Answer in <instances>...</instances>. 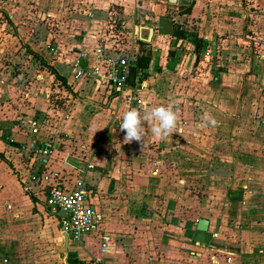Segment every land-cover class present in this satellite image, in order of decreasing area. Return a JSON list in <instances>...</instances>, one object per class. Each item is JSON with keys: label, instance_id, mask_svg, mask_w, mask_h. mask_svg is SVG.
Wrapping results in <instances>:
<instances>
[{"label": "crops", "instance_id": "0c3cea01", "mask_svg": "<svg viewBox=\"0 0 264 264\" xmlns=\"http://www.w3.org/2000/svg\"><path fill=\"white\" fill-rule=\"evenodd\" d=\"M87 1H90L91 8L84 5ZM68 2L67 0H0V31L8 29L12 24L16 26L18 33L16 36L20 39L23 34L18 31L19 28L24 31L26 24L30 22V19L25 17L19 19L21 14H28L27 9L50 10L55 9L56 4L64 9ZM71 4L74 5L75 12L84 8L90 11L91 19L82 20L79 19V13H73V19L64 18L60 24L64 32L69 25V34L73 31V36L76 37L75 43L79 42L78 50L84 48L90 52L91 58H87L88 61L93 63L95 58L98 59L91 49L96 47L98 32L103 27L104 21L100 19L101 15L109 12L108 9L113 7L121 9L122 14L128 15H130L128 10L132 9L130 19L134 20L130 21L132 28L130 29L135 39L142 42L145 47L141 53L150 58L147 68L143 71V77L139 79L141 87L126 90L112 98H109L110 94L103 96L104 99L100 101L103 103L106 100L109 109L122 105L126 109L143 110L146 107L145 101L154 106L171 103L178 112V126L180 119L184 118L182 112H179L180 101L187 106H194L199 100L198 94L185 96L180 100L173 92L185 82L181 80L179 74L186 71L190 83L192 85L197 83L195 89L205 98L214 97L215 104L224 111H229V115H235L236 106L242 104L244 90L251 89L252 94L256 93L255 96L264 93L262 87L250 84L252 80L258 81L259 85L264 83V50L260 48L263 45L258 46L257 42L254 43L256 38L253 36V34L264 36V0H191L186 12H183L184 8L180 0L174 2L74 0ZM46 14L53 13L47 11ZM173 22L187 31L195 32V39L191 41L189 38L179 39L172 36L170 29ZM82 24L83 26L89 24L94 34L88 35L89 28L84 31ZM254 27L259 28L258 33H255ZM149 29L152 33L147 41L144 38H147ZM52 35H54L53 31H48L46 42H50ZM56 35L61 36L63 33ZM14 38L12 34L10 43ZM93 41L94 46L91 44ZM43 50L48 55H51V50L56 51L49 44L43 47ZM41 57L45 61L44 56ZM51 62L55 63L52 66L59 75L65 77L67 84L76 87L80 85V79L74 80L72 76L70 59L69 61L56 59ZM45 63L49 64L47 61ZM58 64L64 65L66 70L69 69L67 76L55 68ZM49 75L53 76L50 72ZM164 79L170 81V86L166 96L162 97L159 93L162 84L166 83ZM87 83V88H91L92 94L100 98L101 95L108 94L102 85ZM87 83L82 82L79 89L84 88L86 86L84 84ZM201 86L203 92H200ZM124 93H132V96L125 98L126 100L120 98ZM25 97L22 98L23 102L17 103L16 110L11 109L15 113L12 119L16 122L13 120L7 122L3 117L0 118V138L7 136L5 134L8 133L10 137L7 144L0 140V151L4 152L0 153L6 159V162L0 159V219L20 217L21 214L25 216L27 213L45 219L46 192L40 193L37 190L38 186H72L81 171L84 181L93 192L92 207L97 214L94 232L91 231L90 235L86 234L80 241L84 248L91 249L90 254L92 251V261L89 264H178V235L185 229L183 226L185 221L186 230L191 237L186 241V261L190 264H264V227L240 231L236 227L238 240L227 238V241L221 236L220 226H215L216 221L211 216L198 213L194 217H188L183 214L186 218L182 223L180 222L182 213L178 198L167 192L166 187L162 188L163 184L172 185L178 179L175 174L167 175V170H172L173 164H169L167 159H164L167 157L172 161L173 150L168 148L172 143L171 136L164 140L156 139L150 132L149 126L145 124L146 136L143 145L140 142L136 144V141L124 143L125 134H121V131L113 127L112 132L110 131L112 134L107 139L104 138L105 143H101L102 138L99 139L96 135L90 151L73 152L63 140L57 138V135L55 139L54 136L49 139L51 134L43 124L42 127H38L37 112L34 107L41 106L42 109L45 107L44 92L42 97L40 95L33 97V94L29 96L27 93ZM5 105L10 106L3 102L2 107ZM32 105L36 106L31 108ZM113 111L111 116L115 117ZM190 114L195 118L193 113ZM223 117L233 119L232 115L229 117L223 115ZM89 119L92 122L100 120L98 115ZM102 121L106 123V120ZM33 128L34 132L31 131ZM180 133L182 131L177 132V135L173 134L176 142H179ZM153 140L154 145L145 144ZM13 142L17 145H12ZM35 148L41 151L36 152ZM175 148L179 157V150L182 147L178 148L177 145ZM9 152L23 154V157L18 159L22 162L16 159L11 166L9 162L11 157L9 158L7 154ZM29 152H32L31 155L37 153L36 157L30 156ZM150 154H154V158L150 157ZM148 159L150 162L147 164L152 166L149 171H146V174H135L134 170L145 166ZM87 163H91L93 167L85 168ZM251 166L246 164L244 169L249 170ZM174 170L177 171V168ZM248 178L250 177L247 176L246 179ZM240 185L244 187L247 184L244 182ZM198 218H205L208 221L205 233L195 229ZM48 220L51 218L48 217ZM22 232H24L23 228L16 224L0 227V264H49V258H39V260L33 258L34 244L26 246L30 250L26 256L29 258L25 259V255L21 257L24 246H19L21 242L19 238H23ZM213 232L218 233V238L211 237ZM120 233H123L122 238L118 236ZM212 259H215V262H212ZM79 263L82 264V259Z\"/></svg>", "mask_w": 264, "mask_h": 264}, {"label": "rangeland", "instance_id": "374dc122", "mask_svg": "<svg viewBox=\"0 0 264 264\" xmlns=\"http://www.w3.org/2000/svg\"><path fill=\"white\" fill-rule=\"evenodd\" d=\"M67 1L69 2L64 9L59 4H56L55 9L50 10L27 9L28 14H21L19 19L21 20L23 19L22 17H25L30 19V22L26 24L24 31L19 28L18 31L23 34L20 39L16 36L18 34L15 29L16 26L12 24L9 25L8 29H4L5 34H3L4 31H0V118L3 117L7 122L13 120L12 116L15 113L11 109L16 110L17 103L23 102L22 98H26V93L29 96L33 94V97L38 95L42 97L44 92L45 107L43 109L40 108L41 106L36 105H34L36 107L33 105L31 107H34L37 112L38 127H42L43 124L44 128L46 127L47 131L50 132L49 134H51L49 139H52L53 136V139H55L57 135V138L63 140L71 151L82 150L80 152L83 153L84 150L85 152L87 150L90 151L92 142L96 140V135L99 136V139L102 138L103 141L101 140V143H105L104 138L107 139L112 134L110 131L112 132L111 129L113 127L121 131V117L127 109L122 105H116L109 109L106 100L101 103L100 100L104 99L103 96H108L112 91L106 95H101L102 98L92 94L91 88H87V82L93 84L91 78H87V80L80 79V85L77 87L67 83L63 85L59 80L50 76L46 68H42L41 56H44L45 61L52 66L55 64L51 62L52 60L64 59L69 61L70 59L72 62L78 53H82L87 69L97 65L101 60L100 57L98 59L95 58L93 63L88 61L91 58L89 56L90 52L84 48L81 50L77 49L79 42L75 43L76 37L73 36V31L69 34V25L67 31H63V26L60 22L64 18L73 19V13H79V19L81 18L82 20L91 19L90 11L84 8L75 12L76 9L71 4L74 0ZM84 5L88 8L91 3L87 1ZM113 6L118 7V5ZM109 9V12H104L101 15L100 19H103L104 22L102 29L100 28L98 32V41L96 40L95 46L100 47L109 56L113 53L139 56L141 51L145 50V47L135 39L131 31L130 23L134 20L130 19L132 9L128 10L130 15L122 14L121 9L116 7ZM47 11H52L53 14H46ZM89 27L90 25L87 24V26L82 28L85 31ZM70 29L72 30L71 27ZM87 30L92 31H89L88 35L93 33V28ZM253 30L255 33L259 32L257 27H254ZM48 31H53L55 35H52L50 42H46ZM61 33L63 35H56ZM12 34L15 38L10 43ZM253 36L256 38L254 43L257 42L258 46L263 45L260 48L264 50V36L259 34H253ZM47 44L51 48L56 49L55 52L51 50V55L44 53L43 47H47ZM91 44L94 46V41ZM96 47L91 49L93 54ZM55 68L61 74L68 75L69 69L66 70L64 65L58 64L55 65ZM186 73L182 74L180 72L179 76L185 82L179 86L177 85V89L173 90V92L180 100L185 98V96L196 94H198L199 100L194 106L182 104V101L179 103V112H182L184 118L180 119L177 132L182 131V133L179 134V142H176V137L173 135H177V132H174L173 136H171L172 143L168 145V148L173 150L172 161L167 157L164 158L167 159L169 164H173V169L167 170V175L175 174L178 179L172 185L169 183L168 185L163 184L162 188L166 187L167 192L178 198V205L182 213L181 223L186 218L185 216L194 217L198 213L204 216H211L216 221L215 226H220L221 236L225 240H235L236 238L238 240V230H253L264 227V93L255 96L256 93L252 94L251 89L244 90L242 104L236 106L235 115L230 114L233 119H226L223 115L229 117V111H224L222 107H218L213 101L214 97L205 98L202 96L195 89L197 83L192 85ZM165 81L166 83L162 84L159 93L162 97L166 96L169 91L168 86H170V81L164 79ZM2 82L3 84H1ZM82 82L87 84H84L86 85L84 88L79 89L82 86ZM250 84L262 87L264 92V83L259 85L258 81L252 80ZM203 91L201 86L200 92ZM130 96H132V93H124L120 98L123 97L122 99H125L127 97L130 98ZM3 102L10 104V106L5 105L2 107ZM148 103V101H145L146 107L154 106ZM112 111L115 117L111 116ZM190 113H193L195 118H192ZM96 115H98L100 120L92 122L89 117ZM205 116L214 118L216 124L212 125L206 121L204 119ZM236 117L239 118L235 119ZM103 119L106 120V123L102 121ZM13 122L16 121L13 120ZM121 134L125 133L121 131ZM5 135L7 136H3L0 140L2 143L7 144L10 139L9 133ZM111 138L115 137L111 136ZM154 140L145 144L154 145ZM177 145L178 148L182 147L179 150V157L176 155L177 148L175 147ZM8 151L10 150L8 149ZM0 152L4 153L3 150ZM18 153H7L9 158L11 157L9 160L11 166L16 159L23 157V154L20 153L18 157ZM36 154H30V156L36 157ZM150 157L154 158V154H150ZM18 161L22 162L21 160ZM146 161L145 166L134 170L135 174H146V171H149L152 166L147 164L150 162L149 159ZM34 163L36 164L35 159ZM246 164L252 165L249 170L244 169ZM174 168H177V171ZM17 170L15 173H17ZM68 174L71 175V173ZM247 176L250 178L246 179ZM223 181L226 182L222 183ZM244 182L247 185L243 187L240 184ZM221 183L222 185L220 186ZM86 185L90 188L87 183ZM47 189V185H40L37 190L43 194ZM91 193L93 195L92 190ZM23 215L12 218L8 216L11 220H8L9 218L7 217L0 219V227L16 224L23 228V238H19L21 241L19 246H24V250L20 254L21 257L24 255L26 257L30 252L26 246L34 244V249L31 250L35 260L49 258V264H75L77 261L80 262L81 259L82 264H89L92 261V251L90 254L89 250L91 249L84 248L83 243L66 242L64 247V239L59 238L56 220L48 211L45 219L42 216L29 213L25 216ZM48 217L51 220H48ZM183 226H185V229L178 235V264H190L186 261V241L191 239V237L186 230V221ZM240 234L241 232L239 237ZM118 236L122 238L123 233ZM27 258L29 257L25 259Z\"/></svg>", "mask_w": 264, "mask_h": 264}, {"label": "built area", "instance_id": "2783aa9c", "mask_svg": "<svg viewBox=\"0 0 264 264\" xmlns=\"http://www.w3.org/2000/svg\"><path fill=\"white\" fill-rule=\"evenodd\" d=\"M183 8L188 6L191 0H180ZM95 57L100 62L87 69L84 64V55L78 53L71 62L73 78L87 80L91 78L94 83L102 85L104 90L121 94L126 90L141 87L139 77L141 70L138 66V57L129 54L106 55L100 47L95 49ZM135 69L133 85L128 84L131 69ZM32 132L35 131L33 128ZM30 147V145H29ZM32 148V147H31ZM40 152L39 148H35ZM93 165L87 163L85 168L91 169ZM81 171L72 186L51 185L46 191V208L58 225V231L66 242L79 243L82 238L94 230L97 222V214L92 207L91 189L87 187ZM213 239L218 238V233H211ZM103 251V247H101ZM215 262V259H212Z\"/></svg>", "mask_w": 264, "mask_h": 264}, {"label": "clouds", "instance_id": "9594fccd", "mask_svg": "<svg viewBox=\"0 0 264 264\" xmlns=\"http://www.w3.org/2000/svg\"><path fill=\"white\" fill-rule=\"evenodd\" d=\"M206 121L212 125L216 120L205 116ZM178 112L171 103L146 107L143 110L129 108L123 112L120 123V130L125 133L124 143H131L134 140L143 145L146 136V127L152 135L159 140H164L176 132Z\"/></svg>", "mask_w": 264, "mask_h": 264}, {"label": "trees", "instance_id": "16d2710c", "mask_svg": "<svg viewBox=\"0 0 264 264\" xmlns=\"http://www.w3.org/2000/svg\"><path fill=\"white\" fill-rule=\"evenodd\" d=\"M188 11V6L186 8L183 9V12ZM170 34L174 37H178L179 39H184V38H189L191 41H193L195 39V32H190L187 31L186 29L182 28L180 25L174 24L172 23L171 29H170ZM139 43H142L140 41H138ZM150 61L149 56H146L144 54H140L138 57V66L140 67L141 70V76L139 77V79H141L143 77V71L147 68L148 63ZM40 62L43 64V66L53 75V77L57 80L60 81L61 84L66 85V79L64 76L59 75L53 66H51L50 64L45 63V61L43 59L40 58ZM135 74V69H131L130 72V76L128 79V84L129 85H133V76ZM115 95H117L116 92H112L109 95V98L114 97ZM12 145H17V143L13 142ZM0 159L6 162V159L3 157V155L0 153ZM75 264H81V263H75Z\"/></svg>", "mask_w": 264, "mask_h": 264}, {"label": "water", "instance_id": "95a60500", "mask_svg": "<svg viewBox=\"0 0 264 264\" xmlns=\"http://www.w3.org/2000/svg\"><path fill=\"white\" fill-rule=\"evenodd\" d=\"M168 1L174 2V0H168ZM151 33H152V30L149 29L147 38H144V40L148 41L150 39ZM207 225H208V221L205 218H198L196 221V224H195V229L198 231L204 232L207 229ZM65 242H66V238H64V244H65Z\"/></svg>", "mask_w": 264, "mask_h": 264}]
</instances>
